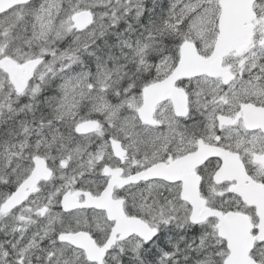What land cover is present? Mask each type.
I'll return each mask as SVG.
<instances>
[{
    "label": "snow or ice",
    "instance_id": "1",
    "mask_svg": "<svg viewBox=\"0 0 264 264\" xmlns=\"http://www.w3.org/2000/svg\"><path fill=\"white\" fill-rule=\"evenodd\" d=\"M0 264H264V0H0Z\"/></svg>",
    "mask_w": 264,
    "mask_h": 264
}]
</instances>
